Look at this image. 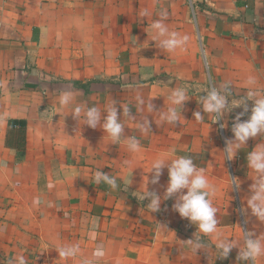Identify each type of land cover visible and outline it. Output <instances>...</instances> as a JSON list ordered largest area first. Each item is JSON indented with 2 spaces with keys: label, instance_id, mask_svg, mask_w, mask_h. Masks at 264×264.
I'll return each instance as SVG.
<instances>
[{
  "label": "crops",
  "instance_id": "1",
  "mask_svg": "<svg viewBox=\"0 0 264 264\" xmlns=\"http://www.w3.org/2000/svg\"><path fill=\"white\" fill-rule=\"evenodd\" d=\"M144 9L149 16L139 15ZM162 10L170 31L189 37L172 53L152 40L150 25ZM249 75L264 85V0H0V264L18 254L28 264H81V257L58 260L56 249L75 242L83 257L103 243L106 255L97 264H242L238 248L216 259L211 236L204 238L209 251L192 254L183 242L195 238L196 228L172 210L175 197L151 214L150 201L133 193L143 190L145 176L151 180V162L175 149L216 187L221 232L239 240V227L264 231L239 212L252 183L247 152L264 138L250 139L224 162L220 151L243 109L216 124L208 114L203 122L193 116L204 115L197 100L205 88L230 81L238 99ZM173 87H186L191 96L180 124L138 111V95L152 99L154 111L166 110ZM64 91L75 93L73 105L59 106ZM110 100L119 113L127 105L137 120L148 116L151 133L144 135L120 117L124 137L141 140L140 153L111 144L99 126L88 128L70 114L76 103L104 111ZM98 169L116 176L119 188L95 184ZM228 175L242 181L239 191H230ZM167 183L165 168L147 189L163 196Z\"/></svg>",
  "mask_w": 264,
  "mask_h": 264
},
{
  "label": "clouds",
  "instance_id": "2",
  "mask_svg": "<svg viewBox=\"0 0 264 264\" xmlns=\"http://www.w3.org/2000/svg\"><path fill=\"white\" fill-rule=\"evenodd\" d=\"M139 15L147 17L150 12L148 9H144L140 11ZM167 18V11L162 10L159 13V18L151 23L150 29L154 33L152 40L156 41L164 52L172 53L183 48L189 37L176 31H170L165 22ZM244 88V95L238 99L234 96L230 81L205 88L203 91L205 95L199 96L197 100V103L202 106L204 115L200 111L193 112L196 122H203L205 114H208L212 119V124H216L234 109H243L232 121V138L225 140V148L220 151L223 153L224 162L233 160L242 149H245L250 139L264 138V85L258 82L256 76L249 75L244 81ZM74 96L75 93L72 91L62 92L59 96V106L73 105ZM190 98L186 87H173L167 91L169 106L166 110L163 108L158 112L154 111L155 106L152 99L146 100L139 95L136 97V107L141 112L155 113L161 122L176 126L177 123L180 124V121L184 120L182 111ZM249 102L251 103L250 115L246 120H242V117L249 112ZM120 108H122V113L118 112L116 100H110L104 111L95 105L76 103L70 114L80 124L82 120V125L88 128L97 129L99 126L104 135L107 134L110 138L111 144L124 143L131 153H140L142 149L141 140L135 135L124 137V119L127 118L128 121L133 122L141 135L151 133V122L147 115L137 120L127 105H120ZM102 114L106 115L102 116ZM121 115L124 117L123 120L120 118ZM227 126L226 121L220 124L221 129L227 128ZM246 162L248 171L251 173L248 178L252 183L248 188L249 194L242 199L239 212L245 216V223L249 222L250 214L261 225H264V143H256L253 150L247 152ZM125 164L130 166L131 162L125 161ZM165 168L168 173V183L163 196L155 191H148L147 185L149 183L158 184ZM148 173L152 174L151 180L149 181L148 176H145L143 190L141 191L139 188L133 194H136L135 196L140 201L145 199L150 201L146 209L150 210L151 214L160 212L162 203L175 197L172 210L196 228L195 238L183 242L192 254L196 256L200 251H209V244L204 238L211 236L214 239L211 250L216 254V259H227L234 248L239 249L237 259L242 264H258V261L264 258V231L257 234L255 230L244 231L239 227L240 239L236 240L229 238L227 234L219 230L218 209L213 203L217 189L210 183L205 174V169L198 167L191 156L177 155L175 149H172L154 159ZM93 178L97 185L103 183L112 190L119 188L118 178L105 174L100 169L94 172ZM229 178L230 191H239L242 181L238 177L229 176ZM33 204L39 205L40 199L35 198ZM158 226L168 231L165 225L158 224ZM93 239H95L94 236ZM56 252L59 257L58 260L68 261L81 257V264H97L106 255L103 243L96 244L91 257L82 256L79 242L61 244ZM7 264H28V262L24 255L18 254L10 258Z\"/></svg>",
  "mask_w": 264,
  "mask_h": 264
}]
</instances>
